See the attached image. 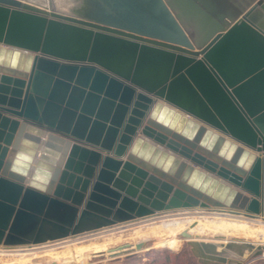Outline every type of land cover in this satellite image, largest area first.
Returning <instances> with one entry per match:
<instances>
[{
  "label": "water",
  "instance_id": "obj_1",
  "mask_svg": "<svg viewBox=\"0 0 264 264\" xmlns=\"http://www.w3.org/2000/svg\"><path fill=\"white\" fill-rule=\"evenodd\" d=\"M193 210L264 221V0H0V245Z\"/></svg>",
  "mask_w": 264,
  "mask_h": 264
},
{
  "label": "bare ground",
  "instance_id": "obj_2",
  "mask_svg": "<svg viewBox=\"0 0 264 264\" xmlns=\"http://www.w3.org/2000/svg\"><path fill=\"white\" fill-rule=\"evenodd\" d=\"M191 213H196L197 216V217L195 216L196 219L192 216H187V214H191ZM136 223L139 224V226H137V228L133 230L129 238L124 239L123 243L122 242L119 243L118 239L108 238L103 242L92 241L82 246H76L73 249L68 248L66 252L62 250L60 252H54L52 256L54 257L55 260L64 259V261L65 260L70 261L76 259L83 261L86 257L89 256L96 257L99 255L113 257L119 254H124L129 251L132 252L133 250L136 249V245L140 244L137 243L136 245H134V243L136 242H143L150 239H158V238H167L165 240L160 241L159 244L165 245L168 249L175 251L180 244L178 238L175 235L180 234L183 231H186L192 237L198 235H207L211 237L212 235H215V233L218 232L226 233V234L229 233L241 234L244 237V236H253L256 234V232H258L256 229L252 228V226L250 225L251 223H254L252 225L255 224L259 225V228L264 227V221L260 219L249 220L244 217L234 216L227 213H221V212L219 213L216 211H196V210H193L191 212L178 211L177 213H172V212L160 213L155 216H149L140 220L125 223V225L136 224ZM193 223H196V225H194ZM125 225L122 224V226ZM113 227L103 228L100 230H106ZM100 230L86 234L95 233ZM76 244L73 243V245ZM262 245L264 246V244ZM9 251H14V250L0 249V257H4L7 255H9V257L14 256L16 257L17 261H21L23 262V264L24 263L27 264L30 260L28 258V256L31 255L30 253L16 254V253H10Z\"/></svg>",
  "mask_w": 264,
  "mask_h": 264
},
{
  "label": "rangeland",
  "instance_id": "obj_3",
  "mask_svg": "<svg viewBox=\"0 0 264 264\" xmlns=\"http://www.w3.org/2000/svg\"><path fill=\"white\" fill-rule=\"evenodd\" d=\"M187 216H192L195 218L196 213H191L187 214ZM197 217V216H196ZM185 218V217H182ZM196 219V218H195ZM196 225V223H193ZM250 224V223H249ZM251 223L250 225L252 228L256 229L258 232H256L255 235L253 236H244L241 234H235V233H215V235L207 236V235H198L194 236L193 238H198V239H204V240H213L216 236H223L226 239H239V240H246V241H251L254 243H260L264 244V227H260L259 225ZM125 225V224H123ZM139 224H130V225H125L122 226V224L117 225L113 228L106 229V230H100L95 233L91 234H82V236H76V237H69L67 239L63 240H58V241H52L49 243L41 244V245H36V246H20V247H13V248H7L3 247L0 245V249L2 250H14V251H9L10 253H30L31 255L28 256L30 259L27 264H143V263H150V261L155 257L156 253L163 249H168L165 245H160L159 242L162 240H165L167 238H158V239H150L147 241L143 242H136L134 245L137 243H143V247L140 250H133L131 254H126V255H121L119 257H107L104 255H99V256H94V257H86L83 261L80 260H70V261H64V259L61 260H55L52 254L54 252H60L61 250L66 252L68 248L73 249L76 246H82L84 244H87L89 242H103L104 240L108 238H115L118 239L119 243L124 241V239H127L130 237V234L133 232L135 228H137ZM258 226V227H257ZM181 234V233H180ZM180 234H176L175 236L179 240V247L175 250L176 253H178L179 260L175 261L172 256L170 264H191L194 262L192 261L191 258L189 257V246L186 244V241L181 238ZM206 237V238H204ZM76 242H73V241ZM76 244V245H73ZM72 246V247H71ZM16 248V249H15ZM66 248V249H65ZM64 249V250H63ZM153 251V252H150ZM158 252V253H159ZM33 253V254H32ZM151 253V254H150ZM143 255L145 259L143 258ZM136 256H139L136 258ZM146 256H148L146 258ZM132 257V258H130ZM249 256H246V259ZM145 261H144V260ZM258 260L264 261V257L256 258L255 261L257 262ZM0 264H23L21 261H17L16 257L14 256H4L0 257ZM25 264V263H24Z\"/></svg>",
  "mask_w": 264,
  "mask_h": 264
},
{
  "label": "trees",
  "instance_id": "obj_4",
  "mask_svg": "<svg viewBox=\"0 0 264 264\" xmlns=\"http://www.w3.org/2000/svg\"><path fill=\"white\" fill-rule=\"evenodd\" d=\"M150 252H153V251H150ZM158 252L156 253L155 257L150 261L149 264H170L171 262L170 256H172L175 261L179 260V257H178L179 254L173 253L168 249H163L159 253ZM143 264H148V263H143Z\"/></svg>",
  "mask_w": 264,
  "mask_h": 264
},
{
  "label": "crops",
  "instance_id": "obj_5",
  "mask_svg": "<svg viewBox=\"0 0 264 264\" xmlns=\"http://www.w3.org/2000/svg\"><path fill=\"white\" fill-rule=\"evenodd\" d=\"M171 252H173V251H171ZM173 253H176V251H174ZM189 253H190V251H189ZM137 257H139V256H136V258ZM148 256H146V258H147ZM189 257L192 259V261L194 260V262H192L191 264H200V263H198V261L191 255V253H190V255H189ZM130 258H132V257H130ZM143 258L145 259V257H144V255H143ZM249 258V257H248ZM143 259V260H144ZM145 261V260H144ZM242 264H264V261L262 260V261H260V260H258L257 262L255 261V258H252V257H250L249 259H244L243 261H242Z\"/></svg>",
  "mask_w": 264,
  "mask_h": 264
}]
</instances>
